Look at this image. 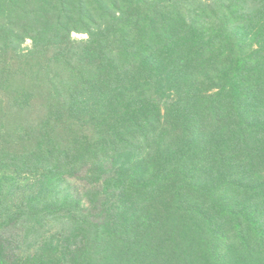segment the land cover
<instances>
[{
  "label": "trees",
  "instance_id": "obj_1",
  "mask_svg": "<svg viewBox=\"0 0 264 264\" xmlns=\"http://www.w3.org/2000/svg\"><path fill=\"white\" fill-rule=\"evenodd\" d=\"M0 264H264V0H0Z\"/></svg>",
  "mask_w": 264,
  "mask_h": 264
},
{
  "label": "rangeland",
  "instance_id": "obj_2",
  "mask_svg": "<svg viewBox=\"0 0 264 264\" xmlns=\"http://www.w3.org/2000/svg\"><path fill=\"white\" fill-rule=\"evenodd\" d=\"M74 36L77 37V38H84V37H87L86 34H79V33H74ZM32 45V42L31 40H28L25 44L26 47H30ZM73 184L79 188V186L81 185L80 182L78 181H73Z\"/></svg>",
  "mask_w": 264,
  "mask_h": 264
}]
</instances>
